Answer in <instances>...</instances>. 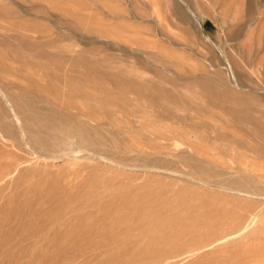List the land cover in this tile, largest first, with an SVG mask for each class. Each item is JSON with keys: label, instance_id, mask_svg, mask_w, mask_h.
<instances>
[{"label": "rangeland", "instance_id": "1", "mask_svg": "<svg viewBox=\"0 0 264 264\" xmlns=\"http://www.w3.org/2000/svg\"><path fill=\"white\" fill-rule=\"evenodd\" d=\"M41 4L45 10L53 7L54 45L48 49L54 54V75L43 69L46 60L23 50L17 57L14 53L22 46L9 28L1 26L0 88L13 100L36 82L49 87L48 91L65 92L66 80L75 75L68 70L69 62L83 59L92 67L86 78L91 76L88 80L97 87L108 89L106 98L112 103L107 102L103 110L96 107L99 119L108 116L102 132H94L95 138L105 141L101 147L80 154L60 152L55 158L46 154L45 160L27 147L0 95L4 113L0 119V264H126L129 260L131 264L134 242L143 239L140 229L155 231L164 224L166 231H172L185 219L193 220L195 213L197 217L227 209L242 210L238 213L246 221L242 232L233 235L236 230L228 226L207 238V244L206 236L197 237L205 247L193 236L176 241L168 235L162 259L157 256L148 264H230L231 252L247 250L256 253L248 264H264V0H54L50 6ZM24 60L34 67L19 73ZM64 65L66 69H59ZM99 73L110 79L102 80ZM115 75L116 82L122 80L127 87L119 83L118 88ZM27 93L31 98L38 94L34 89ZM171 96L177 101H171ZM40 105L46 108L44 114L58 109L44 98ZM161 114H173L174 119L185 116L188 121L154 125L152 121ZM86 118L82 117L87 128L94 126L90 129L94 130L96 121ZM166 128L187 135L175 141L157 139ZM72 142L76 144V138ZM142 196L157 201L146 207L152 210L150 218L146 208L129 212L138 216L131 226L137 229L131 231L132 238L138 236L128 249L133 254L123 257L126 250L106 244L103 249L104 242L119 235L95 234L106 209L115 211L123 199ZM205 205L210 208L204 210ZM88 218L90 223L96 220L91 225ZM85 220V225L90 224V228L84 225L87 230Z\"/></svg>", "mask_w": 264, "mask_h": 264}, {"label": "bare ground", "instance_id": "2", "mask_svg": "<svg viewBox=\"0 0 264 264\" xmlns=\"http://www.w3.org/2000/svg\"><path fill=\"white\" fill-rule=\"evenodd\" d=\"M43 2L44 3L48 2L49 6H50L51 2H54V0H0V27L6 26V28H9L10 31L13 32V34H12L13 39H15L16 43L19 46H22L21 50L18 49V50H16L15 53L13 52L17 57H19V56L21 57V51L23 50L22 52H24V53L28 52L30 54H33L34 58L46 60L47 64H46V66H43V69H46L47 72L54 75V57H53L54 54L52 51H50L48 49V48L53 49V45H54L53 44V42H54V38H53V29H54L53 28V25H54L53 22H54V20H53V17L54 16H53V12L51 11L53 7L50 6L51 7L50 10L49 9L45 10L41 7V5H42L41 3H43ZM184 12L181 9L182 15L185 16L186 12L185 13ZM65 13H66V11H65ZM76 19H77V17H76ZM78 21L80 22V18H78ZM1 22H5L6 24H1ZM79 22H77L75 24H79ZM49 24H51V25H49ZM2 32H4V31L2 30ZM6 44H8V43H6ZM25 54H27V53H25ZM2 58H3V56L1 57V59ZM69 63H70V66H68L69 67L68 70L74 71L75 75H73L71 77L69 76L70 78L68 80H66V84H67L68 89L65 92H61L60 90H57V88L55 91H54V89L52 91H51V89L48 91L47 89H49V87H47V89H45V86H44V88H43V86L40 87L39 82L35 81L36 83H33L31 85L32 88H29L28 90L34 89L38 93L37 95H34V97L31 98L27 93L28 90L25 89L22 93L19 94V96L17 98H15V100H13L12 99L13 97L7 95V92H4V90H2V88H0V95L5 100V103L8 105V108L10 110L11 115L13 116L14 120L16 121L18 127L21 129V133H22V136L25 140V144L30 149V151L33 154H35V156L39 155L38 156L39 158H43L45 160L47 159L46 154H48L50 156H54V158H55V154H58L60 152H71V153H76V154H80L82 152L85 153L86 151H91L93 147H98V146L101 147V144H103V142H105V141H103L102 137L101 138H95L94 132L95 133L97 132V134L102 132V129H104L103 127L105 124V122L103 120L106 121V118L108 116L105 114L107 116V117L105 116L106 118L104 117L103 120L99 119L98 117L100 115L97 117L95 114V111L98 110L96 107H100V109H102L105 106L108 107L107 106L108 103H112V102H109L106 98L110 94L109 90L102 87V86L97 87L96 84L94 83L95 81L92 82V81L88 80V78H90V79L92 78L91 76L90 77L88 76V78H86L87 77L86 75L88 74L87 72H89L92 69V67H90V64L86 63L83 59H81L79 61H73V62L70 61ZM6 64H8V63L6 62L5 65ZM9 65H11V64H9ZM33 67H34L33 64L30 65L29 63H27L24 60V63L21 66V71L19 73H23L26 70L32 71ZM58 67H59V69L60 68H64V69L67 68V66H65V65L64 66H58ZM39 68H40V66H39ZM10 69H12V66ZM43 69H40V70H43ZM80 69H82L83 71L79 73ZM76 70H79V71L77 72ZM17 71L18 70H16V72ZM61 71H62V69H61ZM85 73H87V74H85ZM10 74H11V72H10ZM32 75H33V73H32ZM88 75H90V73ZM109 76L110 75H108L106 73H99V77H101L102 80L110 79ZM116 76L117 75H115L114 77H116ZM114 77H111V78L114 79ZM52 78H54V76ZM57 78H59V77H57ZM115 79H116L115 83L117 84V87H118L119 83L121 85L123 83H125L122 80L120 82H116V81H118L117 77ZM94 80H96V79H94ZM131 83H133V82H131ZM124 85L125 84H123V86ZM140 85H142V84L140 83ZM51 87L54 88V86H51ZM115 87H116V85H115ZM124 87H127V86H124ZM118 88H120V87H118ZM123 89H129V88H123ZM127 91H129V90H127ZM144 91H146V90H144ZM123 92H124V90H123ZM137 93H139V92H137ZM193 96H195V95H193ZM180 97L182 98V96H180ZM43 98L51 101L53 107H54V105L57 106V108H58L57 110H59V111L56 110V112H55L53 110L54 109L53 108L52 112H50V114H44L43 112L46 108L40 105V103L43 101ZM170 99H171V101H177V98L172 97V96L170 97ZM109 100H110V98H109ZM185 100L187 101L188 99H185ZM167 101L169 102V100H167ZM191 102H192V100H191ZM193 102H195V100H193ZM196 102L198 103V101H196ZM44 103H46V102H44ZM176 103L177 102H175V104ZM178 103H180V102H178ZM176 105H178V104H176ZM180 106H183V105H180ZM194 106H195V104H194ZM187 107H191V106H187ZM195 107H197V106H195ZM198 107H200V106H198ZM195 111H194V113H195ZM190 112H191V110H190ZM105 113H108V111L107 112L105 111ZM194 113H193V115H194ZM108 114L110 115V113H108ZM209 114L210 113H208L207 115H209ZM3 115H4V113L1 111L0 112V119L2 118L1 116H3ZM87 116H88V118H91L92 121L93 120L96 121L97 125H96V128H94V130H90L94 126H92L91 128L89 127L90 129H88L87 125L85 124L84 120L82 119V117L86 118ZM151 117H149V118L152 119ZM183 117L185 118V116H183ZM88 118H86V119H88ZM96 118H98V119H96ZM153 118H154V116H153ZM184 118L177 117L176 119H174L173 114L172 115L161 114V115L157 116L156 118H154V120L152 119L153 120L152 123L153 122L162 123L165 121L166 122H173V123H177V122L178 123H186L188 121V118L186 117L187 118L186 120ZM155 119H156V121H155ZM117 121H118V119H117ZM146 122H148V120ZM149 122H150V120H149ZM115 123H117V122H115ZM89 124H90V122H89ZM119 124H120V122H119ZM121 124H122V122H121ZM90 126H91V124H90ZM112 127H115V126L112 125ZM151 128H153V127H151ZM118 129H121V128H118ZM130 129H131V127H130ZM117 130H115L114 132L116 133ZM124 131H125V135H126L127 131L126 130H124ZM185 132H187V131H185ZM117 133L122 134L124 132L122 130H118ZM103 134H105V133L103 132ZM107 134L109 135V133H107ZM111 134H112V132H111ZM182 135H187V134L184 133L183 131H181L180 129H177V128H174V129H169V128L167 129L166 128V130H162L159 133V135H157V137H158L157 139H160V140L163 139L166 141H170V140L173 141L175 138L182 137ZM97 136H99V135H97ZM109 136H112V135H109ZM132 136H133V134H132ZM103 137H105V136H103ZM75 138H76V144H73L72 141ZM154 140H155V135H154ZM180 141L183 142L182 139H180ZM99 151H100V149H99ZM199 170H202V169H199ZM156 196H158V194ZM144 197L141 199H138L136 197L135 198L133 197V199H131V198L127 197L128 199L127 198L123 199L122 204L119 205V207H117V210L109 212L106 209V213L104 214L102 219L99 221L97 220L98 221L97 228L94 229V230H96L95 232H97V233H95L96 235L99 233H102V232L108 233V234H110V236H111V234L116 233V232L119 234L114 239L109 240L108 242H104V244H102L103 249H105L104 248L105 244H106V246L108 245L109 247H112V248L117 246L119 249L123 250L121 252H124V250H126L128 252V249L132 248V246H133L132 242L134 241L132 239H137L138 236H136V238H134L135 237V235H134V237L132 238L131 231L134 232L135 228L132 229L131 226L133 227V222L137 221L138 216H137V218H134V216L130 215L129 212H132L134 214V212H136L137 210L139 212V209L141 212V208H146V207L152 206V204L153 205L156 204L154 202L157 201V200L155 201L154 199L147 200ZM205 206H208V205H205ZM202 207L204 208V210H208V208H210L209 206L207 207V209L204 206H202ZM214 208L212 210H215ZM146 209L145 210H146L147 214L146 213L145 214L147 215V218H150V216L148 215V212L150 213V211L152 212V210H149L150 208L149 209L146 208ZM239 209L240 208H238V210ZM153 210H154V208H153ZM188 210H191V209L189 208ZM231 210L227 209V210H217V211L215 210L213 212H204V213H202V215L197 214V217H195L196 216V213H195L193 220L184 218L185 220L182 221V223H180V225L178 224L179 225L178 227L174 228L172 226L174 228V229L172 228L173 229L172 231H171L170 227H169L170 230L166 231L167 228L165 229L166 225H164V224H163L164 228H162L163 226L161 227L159 225L161 227V229L156 226L159 229L155 230V231L150 230V229L147 230L145 228H142V226H141L142 229H140V231H139L142 233V236H143L141 238L147 239L148 243L144 244L143 242H141L143 239H141L140 237H139L141 239L140 243L134 242L135 249H133V250H136L135 251L136 253H134L133 258L130 257L132 259L131 264H148L155 257H156L155 259H158L157 256L160 257L161 256L160 254H163V251L168 248L167 237H166L168 235L174 239L175 238L184 239L183 237L187 238L188 236H193L194 238L196 237V239L198 241L196 239H195V241L198 243L200 240L197 237H200V236L205 237L206 236L205 238L204 237H202V238L205 239L204 242L207 244V242H206L207 238H211L213 236H216L217 234H219L221 231H223L228 226L230 228H233L236 230L235 231L236 233L234 232V230H232L234 232L233 235L238 234L239 232H242L244 230V228L246 227L245 226L242 229L240 228L241 224L246 222L241 217L242 215L240 216V214H238V213H241L240 211H242V210H239L238 213L235 212L233 209H231ZM235 210H237V208ZM209 211H211V210H209ZM191 212L194 213L193 210H191ZM186 213H187V210H186ZM188 214L190 215V213H188ZM137 215H139V214H137ZM139 216H141V215H139ZM187 216L188 215L186 214V218H187ZM145 218H146V216H145ZM88 219H89V221H88ZM88 219H87V221H88V223H90V221L92 219H90V218H88ZM97 219H98V217H97ZM195 219H197V220H195ZM95 220L96 219H94L92 222H94ZM142 220H144V218ZM92 222L90 223L91 225H92ZM145 222H147V219H145ZM85 224H86V220H85V222H83V226ZM90 224L85 225V226L89 227ZM151 224L153 226V223H151ZM80 225H81V223H80ZM85 226H84V228H86ZM154 226H155V224H154ZM75 227L72 228L73 231L75 230L74 229ZM81 228H82V226H81ZM238 228H240V229H238ZM87 229L88 228H86V230ZM72 230H71V232H72ZM135 230H137V229H135ZM225 230H227V229H225ZM80 231H82V230H80ZM91 232H92V230H91ZM229 233L231 234V232H229ZM136 234H137V232H136ZM219 236L221 237V235H219ZM228 236H229V234H228ZM130 238H131V240H130ZM201 243H203L202 240H201ZM95 244L96 243H94L93 245H95ZM203 244H200V245H202V247L203 246L205 247L206 245H203ZM194 245H195V243H194ZM200 245H198V248L200 247ZM97 246H95V247H97ZM95 247L92 249L95 250ZM108 251H110V250H108ZM129 253L133 254L132 252L129 251L128 254L123 253V255L125 254L123 257H125L126 255L129 256ZM254 254L256 255V253H254L253 250H247L245 252H237L234 254H233V252H231L230 256L227 257V261H229L230 264H248V262L251 259H253ZM165 255L164 256L162 255L163 259H166ZM120 256H119V259H120ZM123 257H121V259H123ZM128 259H129V257H128ZM160 259H162V258L160 257ZM167 260L168 259H166V261ZM129 261H128V263H129ZM118 262H123V260L122 261L118 260ZM153 262H154V260H153ZM128 263H126V264H128Z\"/></svg>", "mask_w": 264, "mask_h": 264}]
</instances>
